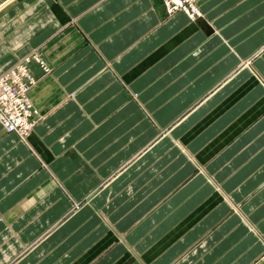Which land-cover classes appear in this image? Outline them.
<instances>
[{
	"label": "crops",
	"instance_id": "0c3cea01",
	"mask_svg": "<svg viewBox=\"0 0 264 264\" xmlns=\"http://www.w3.org/2000/svg\"><path fill=\"white\" fill-rule=\"evenodd\" d=\"M0 0V264H264V0Z\"/></svg>",
	"mask_w": 264,
	"mask_h": 264
},
{
	"label": "built area",
	"instance_id": "2783aa9c",
	"mask_svg": "<svg viewBox=\"0 0 264 264\" xmlns=\"http://www.w3.org/2000/svg\"><path fill=\"white\" fill-rule=\"evenodd\" d=\"M163 3L169 15L183 11L193 19L201 14L197 0H163ZM32 60L39 62L47 71L41 58L32 53L0 74V124L7 132L15 133L23 140L38 120V113L29 96L37 81L29 68Z\"/></svg>",
	"mask_w": 264,
	"mask_h": 264
},
{
	"label": "rangeland",
	"instance_id": "374dc122",
	"mask_svg": "<svg viewBox=\"0 0 264 264\" xmlns=\"http://www.w3.org/2000/svg\"><path fill=\"white\" fill-rule=\"evenodd\" d=\"M163 5H164V7H165V9H166L167 15H169V13H168V11H167V8H166V6H165L164 3H163ZM188 17H190V16L188 15ZM38 56L40 57V55H38ZM24 57H25V56L21 57V59L24 58ZM40 58H41V57H40ZM21 59H20V60H21ZM20 60H19V61H20ZM41 60H42V59H41ZM19 61H17L16 63H18ZM32 61H33V60H32ZM42 61H43V60H42ZM43 62H44V61H43ZM16 63H14L12 66H14ZM12 66H11V67H12ZM11 67H9V68H11ZM9 68H8V69H9ZM5 71H6V70H5ZM36 80H37V79H36ZM37 81H38V80H37ZM37 81H36V82H37ZM34 127H35V126H34ZM34 127H33V128H34ZM22 140H23V139H22Z\"/></svg>",
	"mask_w": 264,
	"mask_h": 264
}]
</instances>
